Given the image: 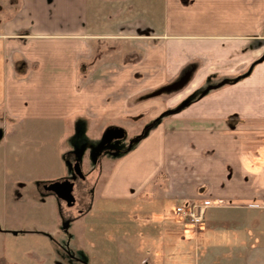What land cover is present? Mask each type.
Instances as JSON below:
<instances>
[{
    "label": "crops",
    "instance_id": "obj_1",
    "mask_svg": "<svg viewBox=\"0 0 264 264\" xmlns=\"http://www.w3.org/2000/svg\"><path fill=\"white\" fill-rule=\"evenodd\" d=\"M13 7L0 14V149L10 148L3 156H12L11 178L33 179L18 166L29 157L57 164L60 172L37 190L71 212L87 181L93 197L110 203L220 200L264 210V0H14ZM71 153L83 178H73ZM64 181L74 184L71 207L46 189ZM66 209L64 226L54 227L58 246L70 243L76 221L104 211L90 205L67 218ZM258 239L264 245V232Z\"/></svg>",
    "mask_w": 264,
    "mask_h": 264
},
{
    "label": "rangeland",
    "instance_id": "obj_2",
    "mask_svg": "<svg viewBox=\"0 0 264 264\" xmlns=\"http://www.w3.org/2000/svg\"><path fill=\"white\" fill-rule=\"evenodd\" d=\"M13 2L14 0H0V14H5L14 8ZM0 135L2 139L5 137L4 133ZM94 141L90 144L91 153L94 152ZM35 142L40 144L39 140ZM21 143L27 147L25 148L27 155L33 152L34 142L31 143L28 137ZM5 150L9 152L10 148L0 149V258L3 259V264H263L264 262H262L264 256L263 258L255 256L259 250L264 253V245H260L261 241L258 239L260 233L264 232V229L260 230V226L264 228V210L246 209L244 204L240 206L224 203L207 211L202 229L192 228L174 215V209L177 207L175 203L168 205L164 202L160 204L158 201L138 204L105 202L92 196L90 189L93 183L87 181L85 183L87 195L79 198V209L71 212L65 208V203L60 204L54 196L43 195L37 190L40 183L52 182L47 177L50 178L60 172L57 164L50 166V162L45 163L40 160L42 164L37 166L30 164L28 156V163L18 166L31 170L33 179H13L11 177L14 174L12 170L14 162L12 156H3L7 153ZM107 151H110V147H103L101 152ZM74 155L71 153L67 156V160L69 164H75V170L77 161ZM101 162L97 157L93 168H98ZM89 168L92 167L85 162L83 172L87 174ZM73 174V178L78 177L76 171ZM90 205L99 206L104 211L99 214L98 210L94 212L93 207V212L87 215L89 217L76 221L75 229L78 231L75 230L73 236H68L69 239L74 238L73 241L70 239V243L65 246L53 244L56 241L55 225L60 228L65 224L60 220L61 206L70 212L66 215L67 218H75L76 213L88 209ZM158 209H162L163 212H157ZM57 219L60 222L56 223ZM84 227L87 229L83 231ZM17 231L19 233L15 234ZM86 233L89 235H84ZM94 233L97 234L95 240ZM86 236H89L88 245L82 242ZM55 254L58 256L56 261L53 260ZM8 258H13L15 263L7 261Z\"/></svg>",
    "mask_w": 264,
    "mask_h": 264
},
{
    "label": "built area",
    "instance_id": "obj_3",
    "mask_svg": "<svg viewBox=\"0 0 264 264\" xmlns=\"http://www.w3.org/2000/svg\"><path fill=\"white\" fill-rule=\"evenodd\" d=\"M224 204L220 200H206L203 203L193 205H180L174 209V215L179 220L192 228H201L203 226L207 211L213 207H220Z\"/></svg>",
    "mask_w": 264,
    "mask_h": 264
},
{
    "label": "water",
    "instance_id": "obj_4",
    "mask_svg": "<svg viewBox=\"0 0 264 264\" xmlns=\"http://www.w3.org/2000/svg\"><path fill=\"white\" fill-rule=\"evenodd\" d=\"M75 171L80 177H84L79 165H76ZM48 191L53 192L59 199L67 202L68 206H73L75 197L73 195L74 184L70 181L56 182L46 188Z\"/></svg>",
    "mask_w": 264,
    "mask_h": 264
},
{
    "label": "trees",
    "instance_id": "obj_5",
    "mask_svg": "<svg viewBox=\"0 0 264 264\" xmlns=\"http://www.w3.org/2000/svg\"><path fill=\"white\" fill-rule=\"evenodd\" d=\"M3 264L4 263V261H3V259L2 258H0V264ZM6 264V263H5Z\"/></svg>",
    "mask_w": 264,
    "mask_h": 264
}]
</instances>
